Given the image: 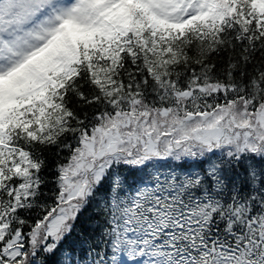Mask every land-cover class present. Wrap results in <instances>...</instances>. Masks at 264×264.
<instances>
[{"label":"snow or ice","instance_id":"1","mask_svg":"<svg viewBox=\"0 0 264 264\" xmlns=\"http://www.w3.org/2000/svg\"><path fill=\"white\" fill-rule=\"evenodd\" d=\"M0 264H264V0H0Z\"/></svg>","mask_w":264,"mask_h":264}]
</instances>
